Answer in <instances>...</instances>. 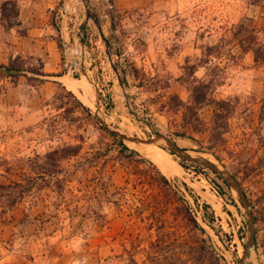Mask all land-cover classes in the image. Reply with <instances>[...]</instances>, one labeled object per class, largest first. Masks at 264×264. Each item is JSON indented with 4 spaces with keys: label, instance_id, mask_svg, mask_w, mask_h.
I'll list each match as a JSON object with an SVG mask.
<instances>
[{
    "label": "rangeland",
    "instance_id": "1",
    "mask_svg": "<svg viewBox=\"0 0 264 264\" xmlns=\"http://www.w3.org/2000/svg\"><path fill=\"white\" fill-rule=\"evenodd\" d=\"M89 1L105 37L112 43L111 56L95 22L87 20L85 5L62 0L60 27L72 44L79 41L86 47V71L72 77L62 68V79L44 83L54 88L49 99L41 94L42 84L31 76H22L38 88V114L26 122L8 117L0 120V185L19 181L24 174L32 175V160L37 155L43 156L66 143L77 144L79 135L86 138L82 156H88L90 146L97 144L102 132L96 124L83 126L85 113L81 108L77 107L71 116L64 114L66 108L75 105L66 89L74 92L111 130L151 140L154 136L150 123L180 148L215 161L233 175L259 218L250 264H264V63L255 61L249 44L256 37L258 45L264 46V0H146V6L135 2L118 8L115 0ZM7 2L11 1L3 5ZM8 8L12 10L13 6ZM14 16L11 14V25L17 24ZM24 63L26 69L40 68L37 61ZM115 64H119V74L113 69ZM192 65L197 66L195 76L199 80L218 79L214 97L230 104L227 125L221 130L213 123L214 104L200 111L208 131L193 134L195 142L176 135L182 131V112L173 113L165 107L172 94L188 101L189 92L180 79L185 77L186 67ZM124 68L129 71L125 87L119 78ZM18 79L9 85H16ZM68 81L78 89H71ZM58 92L64 93V101H68L61 111L54 102ZM217 133L223 135L215 144L210 137ZM125 143L148 158L141 150L142 144ZM156 146L170 155L165 142L164 146ZM171 160L181 167L170 177L151 161L181 186L218 254L228 264H241L249 229L237 193L212 170L196 168L190 162L183 167V160L176 156ZM75 161H65L64 169L72 173ZM95 176L94 169H79L62 195L69 200V191H74L81 198L80 212L71 214L56 190L48 187L34 191L3 215L0 264H147V250L154 237L147 234L146 222L135 219L141 210L139 199L146 195L128 184L125 169L119 168L106 182V194L101 187L99 192L104 196L87 204L85 197L96 195L92 181ZM183 184L192 189L201 208L196 207ZM205 203L217 217L214 229L218 232L202 220ZM88 205L100 215V222L93 218L94 214L83 217ZM141 215L146 218V209ZM184 231L187 233V227Z\"/></svg>",
    "mask_w": 264,
    "mask_h": 264
},
{
    "label": "trees",
    "instance_id": "2",
    "mask_svg": "<svg viewBox=\"0 0 264 264\" xmlns=\"http://www.w3.org/2000/svg\"><path fill=\"white\" fill-rule=\"evenodd\" d=\"M8 5H12L13 9L10 10ZM11 14L17 17L18 8L16 3L7 2L3 5L2 21L8 29L13 26L9 23ZM249 44H251L250 50L254 52L255 61L261 64L264 63V46L258 45L256 37H252ZM256 45L257 47H255ZM110 46L112 48L111 41ZM244 48L246 50V47ZM24 64L22 58L17 57L8 66H0V76L12 77L13 79L31 76L30 79L39 85H43L48 81L50 75L42 71L41 65L40 68L26 69ZM114 68L119 74V64H115ZM185 71V77L180 80L189 92L188 101H183L178 94H172L165 107L173 113L182 112V131L177 132L176 135L195 142L192 137L193 134L208 131L207 124L201 118L200 111L205 106L214 104L213 123L216 129L221 130L227 125V114L230 112V104L225 100H217L214 97L217 78L199 80L195 76L197 71V66L195 65L186 67ZM128 75V69L124 68L119 76L120 83L124 87L128 84ZM167 88H170L169 83H167ZM64 91L75 102V105L65 109L64 114L71 116L75 113L77 107L81 108L85 113L83 126L87 128V125L96 124L102 134L97 144L90 146V152L86 153L88 156L81 155L86 138L83 135H79L76 137L79 142L77 144L66 143L54 148L43 156L37 155L32 160V175L24 174L19 181H13L10 185H0V219L22 203L28 195L34 193V191L41 192L48 187L56 190L57 194L60 195L59 198L64 200L71 214L80 212L81 198L75 195L74 191H69L71 199H66L65 195L62 197L64 191L74 181L75 173L79 169L84 168L96 171V176L92 179L96 195L85 197L87 204H93L96 198L104 196L102 192H99L101 187L104 188V194H106L108 191L105 189L108 186L106 182L113 178L119 168H124L128 175L126 182L131 184L136 191L146 195V198L139 199L141 207L138 209L141 210L135 219L146 222L145 229L147 234L152 235V238L154 237L150 241L147 250V264H204L206 261L211 264H228L226 259L218 254L208 232L198 221L190 201L181 190V186L174 184L149 158L142 155L139 151L131 149L120 137V134L111 130L97 116L93 115L91 109L84 106L73 94L74 92L66 89ZM64 100V93L58 92L55 95L54 102L58 103L57 110L61 111L68 105V101ZM222 135L223 133H217V135L210 138L215 144H218L222 140ZM173 142L176 143L175 141ZM73 160H76L72 165L74 171L70 173L64 169L63 163ZM186 162L182 161L180 164L185 167ZM193 166L204 169V167L196 164ZM216 175L219 179H222L218 174ZM225 184L227 183L225 182ZM183 187L187 194L193 198L196 207L201 208L199 200L192 189L187 184H183ZM91 206L88 205L85 208L86 212L83 217L89 218L94 214L93 218L100 222V215L97 212H92L93 207ZM144 209H146V218L141 215ZM202 209L204 210L202 215L203 222L216 231L214 226L217 217L211 206L205 203ZM253 214L257 225L259 218L254 212ZM101 219L103 218L101 217ZM185 227L188 229L187 233L184 231ZM152 232H154V235ZM188 232H190V235ZM201 235L203 238L200 237Z\"/></svg>",
    "mask_w": 264,
    "mask_h": 264
},
{
    "label": "crops",
    "instance_id": "3",
    "mask_svg": "<svg viewBox=\"0 0 264 264\" xmlns=\"http://www.w3.org/2000/svg\"><path fill=\"white\" fill-rule=\"evenodd\" d=\"M4 1L16 3L17 24L8 29L2 21ZM62 0H0V66H8L17 57L37 61L49 79H62L63 51L60 43L67 40L60 27L63 23ZM146 0H115L117 8ZM37 87L20 77L16 85H8L0 96V120L3 117L26 122L37 117L35 103L40 99ZM47 99L54 95L49 82L40 90ZM46 91V94H43Z\"/></svg>",
    "mask_w": 264,
    "mask_h": 264
},
{
    "label": "water",
    "instance_id": "4",
    "mask_svg": "<svg viewBox=\"0 0 264 264\" xmlns=\"http://www.w3.org/2000/svg\"><path fill=\"white\" fill-rule=\"evenodd\" d=\"M84 3H85V8H86L87 20L88 21L93 20L95 22L98 29L100 30V34L104 42L106 43L108 54L109 56H111L110 41L104 35V31L102 29V25L100 23L98 16L92 11L89 0H84ZM113 69L116 73H118L115 70L114 65H113ZM134 115L136 114L134 113ZM148 127L150 131L152 132L154 139L143 140V139H140L139 137L130 136L128 134H122V133H119V134H120V137L125 142H130V143H144L147 145H156L159 142H165L169 148V153L171 155H174L183 161H187V162H190V163H193V164H196V165L212 170L213 172L218 174L237 193L238 201L241 204V207L245 211V214L247 217L248 229H249L248 242L246 244L243 257L241 259V264H250V255L252 251H254L256 248V221L254 218V214H253L250 201L246 193L244 192L242 186L238 182V180L233 175H231L227 170L223 169L220 165H218L216 162H213L210 159H207L199 155H192L189 151L180 148L176 143L172 141L171 138L166 137L162 135L161 133H158L157 131H155L153 129V126L150 123H148Z\"/></svg>",
    "mask_w": 264,
    "mask_h": 264
},
{
    "label": "built area",
    "instance_id": "5",
    "mask_svg": "<svg viewBox=\"0 0 264 264\" xmlns=\"http://www.w3.org/2000/svg\"><path fill=\"white\" fill-rule=\"evenodd\" d=\"M112 9V6H110ZM85 46L82 45L79 41H75L74 44L70 40H66L62 43L63 51V63L62 67L68 73V75L75 77L77 75H83V72L86 71L87 61L84 57L83 52L85 53ZM81 55L82 58L76 57ZM13 81L12 77H0V96L6 93L7 86Z\"/></svg>",
    "mask_w": 264,
    "mask_h": 264
},
{
    "label": "bare ground",
    "instance_id": "6",
    "mask_svg": "<svg viewBox=\"0 0 264 264\" xmlns=\"http://www.w3.org/2000/svg\"><path fill=\"white\" fill-rule=\"evenodd\" d=\"M75 1H78L80 3V5H85L84 0H75ZM67 83H68L69 87L71 89H73L74 91L78 89V85H76L75 83H73L71 81H68ZM130 144L131 145L142 144L143 146L141 147V150H143L146 153V155L148 156L149 159H151L152 161L156 162L159 165V167L161 168L162 172L166 176L170 177V176H173L174 174H177L179 172V169H180L181 166H178L176 164V162L171 160V158H173L175 156H173L171 154L170 155L167 154L166 150H164L161 147L156 146V145H160V144H162L164 146V142H159L156 145H147V144H144V143H130ZM190 153L192 155H196L193 152H190ZM213 162H215V161H213Z\"/></svg>",
    "mask_w": 264,
    "mask_h": 264
}]
</instances>
